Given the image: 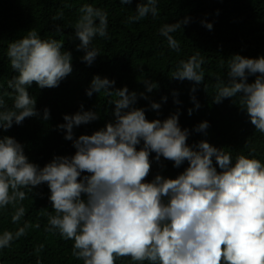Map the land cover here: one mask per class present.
<instances>
[{
  "label": "clouds",
  "instance_id": "obj_1",
  "mask_svg": "<svg viewBox=\"0 0 264 264\" xmlns=\"http://www.w3.org/2000/svg\"><path fill=\"white\" fill-rule=\"evenodd\" d=\"M80 12L75 33L79 48L85 51L83 60L91 65L99 51L89 45L97 34L107 36V13L91 5H84ZM149 14L157 15L156 0L139 3L130 20L137 22ZM180 26L165 24L160 29L174 50H179V44L172 33ZM62 47L55 39H42L35 30L9 45L7 54L18 75L8 86L16 95L11 110H5L0 99V131L37 115L28 86L35 82L41 88L56 87L72 72L71 53ZM201 63L192 56L181 61L182 67L173 75L200 83L204 79L198 71ZM229 67L231 83L219 88L216 102L242 94L241 107L255 129L264 133V55H236ZM250 75L255 76L251 83ZM114 84L97 75L87 95L102 90L111 95ZM153 87L149 84L148 91ZM115 94L119 97L116 122L90 135L73 139V127L95 120V113L64 116L66 123L58 127L65 130L66 140L73 141L75 154L54 156L42 168L29 161L14 137L0 135V207L15 206L26 198L22 189L46 183L56 213L49 224L64 238L74 240L73 255L84 264H114L115 256L151 264H264V164L242 154L233 164L229 153L205 140L194 149L187 143L188 130L181 129L178 115L149 121L143 109L130 107L136 93L130 95L123 87ZM159 107L152 104L154 109ZM44 118H48L47 109ZM207 127L205 121L196 130ZM153 152L157 162L162 156L175 167L187 161L188 167L175 178L157 174L146 182ZM23 214L20 207L13 222ZM23 233L20 228L15 237ZM13 239L12 232L0 231V248L8 247Z\"/></svg>",
  "mask_w": 264,
  "mask_h": 264
},
{
  "label": "trees",
  "instance_id": "obj_2",
  "mask_svg": "<svg viewBox=\"0 0 264 264\" xmlns=\"http://www.w3.org/2000/svg\"><path fill=\"white\" fill-rule=\"evenodd\" d=\"M144 2L146 0H132L130 4H122L120 0H0V99L4 101L5 110L12 109L16 95L8 83L18 75L7 54L11 43L35 30L42 39L61 42L62 51L71 53L72 65V72L56 87L41 88L35 82L28 86L37 115L25 118L20 125L14 123L6 132L0 131L1 138L14 137L23 146L29 161L41 168L54 156L71 157L76 151L73 141L66 140L65 130L58 127L66 123L64 116L90 111L97 117L74 126L73 139L103 129L107 123L114 124L117 119L115 101L119 99L115 93L127 87L130 95L136 93V101L130 107L143 109L149 121H163L178 115L179 126L188 130L190 147L196 149L199 142L205 140L229 153L233 164L241 154L264 164V133L255 129L241 107L242 94L216 102L219 88L231 83L228 73L234 56L264 55V0H156V16L149 14L137 22L130 20L136 15L137 5ZM84 5L100 8L108 19L107 36L97 34L89 45V49L99 51L91 65L83 60L85 51L79 48L80 40L75 33ZM186 18L188 23L183 24ZM176 23L181 26L172 36L179 50L172 49L160 35L162 26ZM207 24L212 25L211 29ZM192 56L202 61L198 71L204 79L200 83L178 80L173 75L182 67L181 61ZM97 75L115 81L111 95L103 90L93 92L91 97L87 95ZM254 80L255 76L248 77L249 83ZM149 84L154 85L151 91H148ZM153 103L160 107L152 108ZM46 109L47 119L44 118ZM205 121L207 129L198 132L199 124ZM142 146L143 141L137 149ZM149 159L151 167L146 182L157 174L175 178L188 167L187 161L175 167L162 156L157 162L154 152ZM213 163L219 172L215 160ZM22 190L26 192L23 201L15 206L0 207V231L12 232L14 236L8 247L0 248V264H84L73 255L74 240L64 238L49 224L50 216L56 213L49 200L48 185L43 183ZM20 207L24 214L13 222L12 217ZM20 228L24 233L17 238L15 233ZM114 264L151 262L115 256Z\"/></svg>",
  "mask_w": 264,
  "mask_h": 264
}]
</instances>
